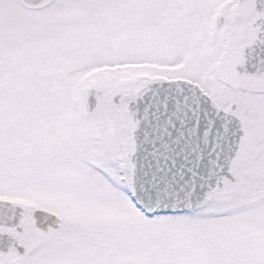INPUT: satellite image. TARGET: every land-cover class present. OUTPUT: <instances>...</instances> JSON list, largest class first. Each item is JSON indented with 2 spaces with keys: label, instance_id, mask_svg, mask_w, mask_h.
Returning a JSON list of instances; mask_svg holds the SVG:
<instances>
[{
  "label": "snow or ice",
  "instance_id": "obj_1",
  "mask_svg": "<svg viewBox=\"0 0 264 264\" xmlns=\"http://www.w3.org/2000/svg\"><path fill=\"white\" fill-rule=\"evenodd\" d=\"M0 264H264V0H0Z\"/></svg>",
  "mask_w": 264,
  "mask_h": 264
}]
</instances>
